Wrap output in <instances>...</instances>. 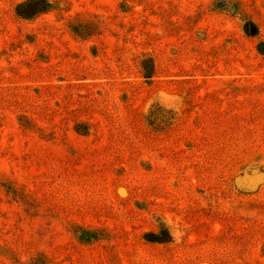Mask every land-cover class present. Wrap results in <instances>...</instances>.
<instances>
[{"label":"rangeland","instance_id":"obj_1","mask_svg":"<svg viewBox=\"0 0 264 264\" xmlns=\"http://www.w3.org/2000/svg\"><path fill=\"white\" fill-rule=\"evenodd\" d=\"M27 1L0 0V264H264V146L235 133L264 129V0Z\"/></svg>","mask_w":264,"mask_h":264},{"label":"trees","instance_id":"obj_2","mask_svg":"<svg viewBox=\"0 0 264 264\" xmlns=\"http://www.w3.org/2000/svg\"><path fill=\"white\" fill-rule=\"evenodd\" d=\"M60 4H61L60 0H55V1L54 0L53 1H50V0H29L26 3L22 4V6H20V5H19L20 7L18 6V8L16 9V15L18 16V18L26 19V20H29L30 18H39L40 16H42L46 12L49 13L53 10L62 11L63 9L61 8ZM239 14L244 16V17L248 16V14L246 12H243V11H240ZM88 23L93 26L92 23H90V22H88ZM77 25H79V24L69 23L67 27H68V29H70L71 33H73L74 35H76L78 37H81V36H83L82 34H84L83 33L84 31L79 30V27H77ZM241 26H242V30L245 33L259 39L260 29H259V26L255 22L246 20L245 23L241 24ZM88 29H89V27H88ZM261 44H263V42L261 40H259V45L261 46ZM153 70H154V65H152L151 69H148V71H150V72H148V74L146 75L145 78H147V79L152 78L151 75L153 74ZM179 116H180V112L178 111V109L168 107V106L162 104L160 101L156 100L150 104V106H149V108H148V110L144 116V120H145V123L148 126V128L151 129L152 131H154V132H165V131L173 128L176 125V122H178V120L180 118ZM244 121L245 120L242 121V126L240 127V130L235 128V130H236L235 133L249 134L252 136V140L249 139L248 141H246V140L244 141V144L254 147L252 150H247V149L245 150V151H253L251 153V155H249L251 158V157H253V155L255 153H257L261 149L260 146H264V139H260V141L258 143L252 144V142H254L253 140H255L256 133H258L257 132L258 129L261 128L262 133H264V129H263V126L260 127L256 124H254L253 122L248 123L246 120L244 123ZM257 124H259V123H257ZM226 125H227V121L220 120L217 123V132L223 133L225 130H227ZM251 127H253V128L251 129ZM75 131L78 134L86 133V131H82L81 125H76ZM260 153H261V151L259 152V155H260ZM245 154L246 153L243 152L242 156H244ZM249 162H252V160L248 159L247 163H249ZM253 164H255V165H252V167L258 166V163H253ZM173 237H174V233H173L171 227L167 226L164 223L159 224L157 230L151 231L149 233H145L143 235V239L146 240L149 244L158 243L160 245L164 244V242L167 241V239H171ZM178 251L181 253L187 254L186 248L180 249ZM177 253L178 252H176V254Z\"/></svg>","mask_w":264,"mask_h":264}]
</instances>
